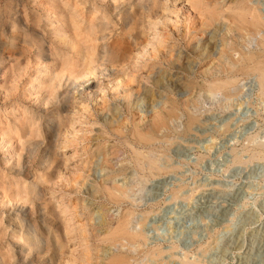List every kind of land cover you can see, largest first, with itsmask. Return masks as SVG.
Instances as JSON below:
<instances>
[{
	"label": "rangeland",
	"instance_id": "obj_1",
	"mask_svg": "<svg viewBox=\"0 0 264 264\" xmlns=\"http://www.w3.org/2000/svg\"><path fill=\"white\" fill-rule=\"evenodd\" d=\"M108 1L0 0V264H264V27L238 21L246 0H155L131 30Z\"/></svg>",
	"mask_w": 264,
	"mask_h": 264
},
{
	"label": "bare ground",
	"instance_id": "obj_2",
	"mask_svg": "<svg viewBox=\"0 0 264 264\" xmlns=\"http://www.w3.org/2000/svg\"><path fill=\"white\" fill-rule=\"evenodd\" d=\"M108 1V0H107ZM148 2L147 3V5H142V3L143 2ZM158 1V0H157ZM53 2V1H52ZM109 2V4H110V6H112V8L115 10V9H117V8H119V6L120 5H123L124 7L126 6V5H130V9L128 8H121L120 10H119V13H117V14H119L120 16H121V19H124V21L126 22V24H127V27L129 28V29H133V27H132V25L136 22H134V23H132L131 22V20H132V18H130V17H132V11H134L133 9H134V7L137 5V3L138 4H140V5H138L139 6V9L141 8V10H140V13L143 15V14H145V13H147L148 15H149V9H151V5H154L155 4V0H109L108 1ZM167 2V1H166ZM249 2H251V5H249L248 3ZM54 3V2H53ZM96 3V2H95ZM168 3V2H167ZM158 4V3H157ZM246 4L247 5H244V7H242L241 9V11L243 12L242 14H239L238 15V21L239 22H241V23H245L246 24V26H247V28H249V29H252L254 32H258V31H260L263 27H264V18H263V16H262V14H261V11L258 9V7H257V5L256 4H254V2H253V0H246ZM95 5V4H94ZM97 5V4H96ZM170 5V4H169ZM157 6V5H156ZM102 7V6H101ZM122 7V6H121ZM155 7V6H154ZM153 7V8H154ZM159 7V6H158ZM168 7V6H167ZM136 10V9H135ZM154 10V9H153ZM91 11H92V9H91ZM96 11V10H95ZM139 11V10H138ZM136 12H137V10H136ZM159 12H160V10H159ZM95 13V12H94ZM109 13V12H108ZM107 13V14H108ZM135 13V12H134ZM61 14V13H60ZM115 14V13H114ZM116 14V15H117ZM51 15V14H50ZM204 15V14H203ZM75 17V16H74ZM91 17V16H90ZM114 17H115V15H114ZM118 17V16H117ZM136 17V16H135ZM76 18V17H75ZM74 18V19H75ZM105 19V18H104ZM136 19V18H135ZM156 19V18H155ZM155 19H153V20H155ZM158 19V18H157ZM156 19V20H157ZM100 21V20H99ZM159 21V20H158ZM114 22V21H113ZM130 22L132 23V25L130 24ZM155 22V21H154ZM149 23V22H148ZM152 23V22H151ZM76 24V23H75ZM97 24V23H96ZM137 24V23H136ZM139 25V24H138ZM137 25V26H138ZM155 25H156V23H155ZM99 26V25H98ZM97 26V27H98ZM141 27H142V25H141ZM244 27V26H243ZM95 28H96V26H95ZM71 29V28H70ZM98 29V28H97ZM92 31H93V29H92ZM149 31V30H148ZM236 31V30H235ZM85 32V31H84ZM64 33H66V32H64ZM78 33H79V31H78ZM80 34V33H79ZM137 34V33H136ZM243 34V33H242ZM76 36H78V35H74V37L76 38ZM60 37V36H59ZM89 37V36H88ZM97 37V36H96ZM95 37V38H96ZM92 38V37H91ZM84 39H86V38H84ZM97 39V38H96ZM81 40V39H80ZM68 41V40H67ZM79 41V40H78ZM91 41V40H90ZM236 41V40H235ZM73 42V41H72ZM77 42V41H76ZM97 42V41H96ZM264 41H262L261 43L264 45V43H263ZM74 43V42H73ZM78 43V42H77ZM82 43V42H81ZM138 43V42H137ZM68 45V44H67ZM70 45H71V43H70ZM83 45V44H82ZM71 48V47H70ZM82 48V47H81ZM87 49V48H86ZM90 49V48H89ZM105 49V48H104ZM80 50V49H79ZM82 50H83V48H82ZM97 51V50H96ZM99 52V51H98ZM108 51L106 50L105 51V54H104V58L103 59H105V60H107L106 58L107 57H109L110 56V53H107ZM81 53V52H80ZM97 54V53H96ZM95 56V55H94ZM93 56V57H94ZM97 57V56H96ZM95 57V58H96ZM124 57V56H123ZM90 58H91V56H90ZM246 58V59H245ZM243 59H245V60H248V61H250V60H253V57L252 56H247V57H243ZM264 59V58H263ZM83 60V59H82ZM255 62V61H254ZM67 63V62H66ZM66 65V64H65ZM68 65V64H67ZM99 65V64H98ZM108 65V64H107ZM96 66V61H94L93 60V58H91V62H90V69L92 70L94 67ZM254 66V65H253ZM79 67V66H78ZM109 67V66H108ZM82 68V67H81ZM105 68V67H104ZM253 70H255V71H257L258 72V74H259V80H260V82H261V87H262V89L261 90H263L264 91V62L263 61H258L257 63H256V65L252 68ZM102 70V69H101ZM18 72V71H17ZM54 78V77H53ZM62 81V80H61ZM68 82H70V81H68ZM71 82H73L72 84H74V83H76L77 84V80H75V79H72L71 80ZM80 82V81H79ZM56 83V82H55ZM66 84V83H65ZM229 84H231V82L230 81H225V82H220V81H218V80H214V83L210 86V89H212L213 91L214 90H216V89H218V88H220L221 86H225V85H229ZM79 85H80V83H79ZM56 86V85H55ZM72 87V88H71ZM78 88V86H75L74 85V87L73 86H67L65 89H64V91H63V93H64V95H63V97L61 98L62 100H71V97L69 96V92L70 91H72V90H74V89H77ZM54 90V89H53ZM79 92H80V90H79ZM262 92V91H261ZM54 94V93H53ZM60 94V93H59ZM47 96V95H46ZM59 96L60 95H56V94H54V102H58V98H59ZM45 102V101H44ZM50 101H48V103H49ZM47 103V104H48ZM49 105V104H48ZM65 105V104H64ZM43 108V107H42ZM60 108V107H59ZM37 117H39V116H37ZM59 117V116H58ZM56 118V117H55ZM59 120V119H58ZM194 117L193 116H191L190 118H189V124H191L192 122H194ZM38 122V121H37ZM39 124V123H38ZM45 126V125H44ZM43 126V127H44ZM62 126V125H61ZM58 127V126H57ZM42 128V127H41ZM57 129V128H56ZM52 132V131H51ZM61 132V131H60ZM54 133V132H53ZM50 134V133H49ZM32 135V134H31ZM49 136V135H48ZM52 136V135H51ZM45 137V136H44ZM52 138V137H51ZM54 140V139H53ZM56 140V139H55ZM142 140H144L145 142H150L148 139L147 140H145L144 138H142ZM18 141V140H17ZM25 141V140H24ZM31 141V140H30ZM27 141H25V143H26ZM24 144V143H23ZM22 145V144H21ZM20 145V146H21ZM36 145H38L37 143H32L31 145H29L28 146V151H33V150H35L36 148H35V146ZM19 147V146H18ZM26 147V146H25ZM24 146H22V148H25ZM56 147V142H53V141H51L50 142V144L48 145V146H46L45 147V157L47 158V165L48 166H46V169H48V171L50 170V168L53 166V165H56V164H54V161H56L57 160V157L55 156V154L53 153V151H52V149H54ZM21 148V147H20ZM31 153V152H30ZM22 154V153H21ZM32 154V153H31ZM134 154H135V156H136V161L138 162V165L141 167V168H143L144 166H146L147 167V169L152 173L153 171H157V170H161L160 169V167L158 166V164H157V161H156V159H155V154H154V150L153 149H149V150H146V152H142V151H139V150H137V149H134ZM24 155V154H23ZM30 155V154H29ZM44 157V158H45ZM28 158V157H27ZM24 160V159H23ZM18 161H20V160H18ZM42 161H44V160H42ZM143 161V162H142ZM17 162V161H16ZM45 162V161H44ZM52 168H54V166L52 167ZM51 168V169H52ZM55 168H57V167H55ZM10 169V168H9ZM12 170V169H11ZM144 170V169H143ZM20 172V171H19ZM53 172V171H52ZM49 173V172H48ZM47 173V174H48ZM56 174V173H55ZM53 179V178H52ZM25 181H26V179H25ZM42 181V180H41ZM45 182V181H44ZM33 184V183H32ZM30 186V185H29ZM32 186H30V188H31ZM29 188V187H28ZM104 192H105V195H107V198L109 199V200H111V201H116V202H122L123 200H125L127 197H129V195H128V191H127V189L126 188H121V187H118V186H113V187H110V188H105L104 189ZM20 193L21 192H17V196H21L20 195ZM36 197H37V195H33V197H30V195L29 194H26V193H24L22 196H21V199H23V198H28L27 200H24L25 202H27L28 200H30V199H36ZM41 203V202H40ZM13 204V203H12ZM25 211V210H24ZM56 212V211H55ZM42 213H44V212H42ZM57 214V213H56ZM50 216V215H49ZM20 217V216H19ZM52 217V216H51ZM125 217V216H124ZM46 218V217H45ZM19 219V218H18ZM53 220V219H52ZM51 220V221H52ZM121 220V221H120ZM119 221H120V225H118V234L119 235H122L123 236V239L125 240V241H127V242H129V243H131V242H135V241H137L140 237H141V235H140V233L139 232H136V231H133V230H130L129 228H128V225H129V220H127V217H125V218H122V219H120ZM26 221V220H25ZM41 221V220H40ZM45 223V222H44ZM15 224V223H14ZM59 224V223H58ZM55 226H56V224H55ZM54 226V227H55ZM61 226V225H60ZM17 228V227H16ZM22 229H21V233H20V236L21 237H24V235H25V239H24V244H26V246H27V248L31 251V250H36V251H39V250H41V247L39 246V244H40V240H38L37 239V232H36V229L35 228H30V227H28L27 228V230H26V233H24L23 231V227H21ZM57 228H58V226H57ZM57 228H53L54 230H53V232H57L58 231V229ZM19 229V228H18ZM47 229V228H46ZM38 230V229H37ZM59 230H60V228H59ZM64 230V229H63ZM47 231V230H46ZM52 231V230H51ZM50 232V230L48 231V233ZM52 232V233H53ZM65 232V231H64ZM15 235V234H14ZM57 235H59V234H57ZM57 235H55V237L54 238H49V239H47V241H46V243L45 244H48V243H52L53 241H56V243H57V245H58V242L60 241L59 240V236H57ZM40 236V235H39ZM52 236V235H51ZM42 238V237H41ZM43 240V239H42ZM62 241V240H61ZM54 244V243H53ZM44 245V244H43ZM42 246V245H41ZM65 248V247H64ZM62 249V248H61ZM59 250V249H58ZM63 250V249H62ZM20 252V251H19ZM22 252H24V251H22ZM29 253V252H28ZM65 254V253H64ZM63 254V255H64ZM13 255V254H12ZM59 255V254H58ZM62 255V256H63ZM61 256V255H60ZM61 256V257H62ZM47 257V256H46ZM31 258V257H30ZM28 263V262H27ZM32 263V262H31ZM30 264V263H29ZM133 264H136V263H133ZM185 264H200V263H197V262H185Z\"/></svg>",
	"mask_w": 264,
	"mask_h": 264
}]
</instances>
